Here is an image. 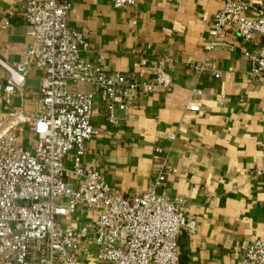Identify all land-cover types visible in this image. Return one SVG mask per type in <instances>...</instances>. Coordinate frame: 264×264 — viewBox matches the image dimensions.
Listing matches in <instances>:
<instances>
[{"label": "crops", "instance_id": "crops-1", "mask_svg": "<svg viewBox=\"0 0 264 264\" xmlns=\"http://www.w3.org/2000/svg\"><path fill=\"white\" fill-rule=\"evenodd\" d=\"M69 28L88 43L84 56L104 71L130 73L133 63L146 67L171 59L168 91L139 93L124 110L115 109L117 124L106 120L105 105L94 99L91 124L81 164L94 167L119 194L142 193L152 184L162 161L172 168L157 191L183 199L190 224L178 238V264H239L240 247L264 241V177L255 176L264 143V74H250L251 59L263 44L254 34L248 42L227 32L206 54L209 27L222 0H135L124 9L112 0H66ZM264 8V0H241ZM25 0H0V84L23 61L32 39L24 20ZM7 22L4 25V22ZM207 58L208 68L193 65ZM219 71L218 78L212 72ZM149 78V73L145 74ZM41 72L28 71L5 104L0 92L3 127L16 124L19 142L31 148L35 136L30 118L40 112ZM73 90L88 92L78 83ZM196 102L198 111L187 106ZM9 113H15L10 117ZM173 135V137H172ZM71 154L65 158L70 167ZM81 179L69 176L76 186Z\"/></svg>", "mask_w": 264, "mask_h": 264}, {"label": "built area", "instance_id": "built-area-1", "mask_svg": "<svg viewBox=\"0 0 264 264\" xmlns=\"http://www.w3.org/2000/svg\"><path fill=\"white\" fill-rule=\"evenodd\" d=\"M134 1L112 0V5L124 9ZM247 7L241 0H222L209 27L206 54L227 32L243 42L254 34L264 40V8H254L248 17ZM69 10L66 0H25L24 20L32 42L15 69L5 66L9 77L0 84L8 104L28 71L41 72V110L30 118L29 127L36 139L33 147L20 144L16 124L0 132V264H178V238L190 222L182 198L171 201L157 191L171 166L162 161L146 191L123 196L94 167L81 164L85 141L96 133L91 124L94 99L105 105L108 123L116 125L113 111L126 109L139 93L170 89L166 70L171 59L160 57L149 67L141 60L130 73L106 72L97 64L101 56L96 63L84 56L88 43L68 27ZM245 55L251 59V76L261 80L264 42L255 54ZM207 68V58L193 65L197 72ZM212 75L218 78L220 73ZM78 83L92 88L73 90ZM187 109L198 111L199 105L193 102ZM259 151L261 164L254 174L262 178L264 143ZM69 176L81 180L74 187ZM239 249V264H264L263 240Z\"/></svg>", "mask_w": 264, "mask_h": 264}, {"label": "rangeland", "instance_id": "rangeland-1", "mask_svg": "<svg viewBox=\"0 0 264 264\" xmlns=\"http://www.w3.org/2000/svg\"><path fill=\"white\" fill-rule=\"evenodd\" d=\"M64 223H66L65 221H63ZM91 255H89V257H90ZM91 258V257H90Z\"/></svg>", "mask_w": 264, "mask_h": 264}]
</instances>
